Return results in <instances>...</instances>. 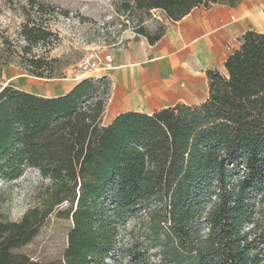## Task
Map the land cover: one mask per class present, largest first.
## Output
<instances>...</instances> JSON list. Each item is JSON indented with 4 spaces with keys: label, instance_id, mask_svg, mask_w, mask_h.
<instances>
[{
    "label": "trees",
    "instance_id": "trees-1",
    "mask_svg": "<svg viewBox=\"0 0 264 264\" xmlns=\"http://www.w3.org/2000/svg\"><path fill=\"white\" fill-rule=\"evenodd\" d=\"M21 1L19 66L63 78L58 59L32 54L53 42L42 20L53 7ZM240 1L121 0L118 11L158 10L175 22L196 7ZM166 27L140 25L136 35L154 44ZM240 40L225 73L206 71L203 102L124 111L108 125L106 76L54 97L1 86L0 181L32 169L47 184L17 221L0 206V264H264V33L248 29ZM52 216L70 220L62 254L19 252Z\"/></svg>",
    "mask_w": 264,
    "mask_h": 264
},
{
    "label": "crops",
    "instance_id": "crops-1",
    "mask_svg": "<svg viewBox=\"0 0 264 264\" xmlns=\"http://www.w3.org/2000/svg\"><path fill=\"white\" fill-rule=\"evenodd\" d=\"M164 35L154 44L132 34L111 45V93L102 124L124 111L153 112L177 103L199 104L208 96L206 71L225 73L224 62L253 29L264 33V0H241L234 7L215 4L196 7L179 21L167 19ZM48 82L44 97L66 93L77 82L68 78Z\"/></svg>",
    "mask_w": 264,
    "mask_h": 264
},
{
    "label": "rangeland",
    "instance_id": "rangeland-1",
    "mask_svg": "<svg viewBox=\"0 0 264 264\" xmlns=\"http://www.w3.org/2000/svg\"><path fill=\"white\" fill-rule=\"evenodd\" d=\"M44 1L54 10L42 17L53 34V42L34 48L32 54L58 59L62 76L68 79H72L78 63L90 48L117 46L127 36L136 34L140 25L150 32H155L161 24L166 25L164 16L158 10H151L148 14L118 11L121 0ZM22 4L21 0H0V65L14 52L11 56L13 63L2 68L0 87L12 83L22 90L44 92L48 82L26 74L19 66L20 59L16 55L24 46L19 35L20 26L24 23L20 11ZM57 79L59 78L53 80ZM45 184L47 180H43L32 169H28L15 181H0V206L3 215L9 220H19L28 208L36 204ZM129 226H135V232L138 230L135 221ZM69 228L70 220L52 216L35 240L22 247L19 252L38 260L59 257L65 248Z\"/></svg>",
    "mask_w": 264,
    "mask_h": 264
},
{
    "label": "built area",
    "instance_id": "built-area-1",
    "mask_svg": "<svg viewBox=\"0 0 264 264\" xmlns=\"http://www.w3.org/2000/svg\"><path fill=\"white\" fill-rule=\"evenodd\" d=\"M107 48V46L90 48L78 63L72 80L79 81L83 78L108 76L114 65L113 57L107 51Z\"/></svg>",
    "mask_w": 264,
    "mask_h": 264
}]
</instances>
